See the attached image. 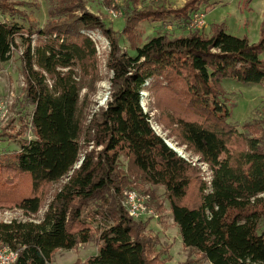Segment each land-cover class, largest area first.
I'll return each mask as SVG.
<instances>
[{"label":"trees","instance_id":"1","mask_svg":"<svg viewBox=\"0 0 264 264\" xmlns=\"http://www.w3.org/2000/svg\"><path fill=\"white\" fill-rule=\"evenodd\" d=\"M51 1L42 28L0 20V62L11 58L21 39L23 102L33 107L34 136L0 154V210L36 214L50 186L67 178L40 221L0 222V244L18 250L13 264H49L58 250L92 242L95 221L104 225L98 251L82 264H165L153 252L158 240L144 235L148 221L136 222L122 206L131 183L117 168L121 156L143 183L164 189L183 248L210 264H264V119L238 131L228 122L231 106L220 85L223 79L264 84V17L257 43L228 34L222 22L211 25L208 36L199 30L158 35L138 47L140 22L187 21L207 0L178 7H166L165 0H103L121 13V34L136 52L131 57L116 32L86 10L85 0ZM1 12L19 15L7 0H0ZM94 32L109 44L111 93L85 128L75 68L96 74ZM143 90L154 95L167 139L207 165L209 182L154 132L140 104Z\"/></svg>","mask_w":264,"mask_h":264},{"label":"rangeland","instance_id":"2","mask_svg":"<svg viewBox=\"0 0 264 264\" xmlns=\"http://www.w3.org/2000/svg\"><path fill=\"white\" fill-rule=\"evenodd\" d=\"M13 4L14 11L19 15H10L8 12L0 13V20L9 21L27 28L29 24L36 28H42L48 22L47 12L52 5L51 0H7ZM125 0H113L112 3L123 4ZM141 4H147L150 0H140ZM157 1V0H155ZM166 7H178L185 0H165ZM181 4V5H182ZM86 10L102 19L107 27H110L118 36L120 49L128 56L134 57L136 52L130 48L129 43L121 34L124 22L121 13L111 10L104 5L103 0H85ZM194 14L202 15L204 25L200 28L192 27V21L165 18L160 22L143 21L135 30L136 45L141 47L149 39L158 35L169 37L186 36L189 31L199 30L208 36L211 25L224 23L227 33L236 37L246 36L251 43H257L263 28L264 0H207L202 2ZM25 17V20L22 19ZM22 17V18H21ZM264 30V28H263ZM96 46L97 69L96 74L88 75L79 68H75L77 79L80 81L82 90L78 104L79 113L82 115L83 125L86 128L91 118L101 113L110 100L112 73L106 68L107 54L109 51L108 41L99 32L90 34ZM33 43L37 37H32ZM19 49L14 50L11 58L6 62H0V101H5L6 111L0 118V154L10 153L20 149L26 141L34 139L30 126L33 107L24 104V80L21 73L20 52L21 39L16 37ZM263 54V53H262ZM261 54V55H262ZM264 61V55L261 58ZM221 87L227 94L231 106L229 123L238 127L240 132H248L242 129L246 123L258 126L264 119V84H243L232 79H223ZM140 104L145 113L150 115V123L154 132L163 139L169 141L180 150L185 159H189L193 166L199 170L201 177L210 181V172L207 165L198 162V158L185 148L167 139V132L158 123V111L155 105L154 95L151 91L143 90ZM92 146L83 147L82 152L89 151ZM99 150V148L97 149ZM82 153V155H83ZM81 159L74 166L78 168ZM118 170L126 176L131 185L124 191L122 206L126 211L127 196L134 192L142 203V216L134 219L136 222L148 225L144 235L158 240L153 252L165 262V264H210L200 259L197 254L185 249L181 243V237L176 225L173 223L169 210V203L162 187H154L145 184L131 171L128 160L121 156L117 163ZM63 178L50 186L45 201L36 214L24 215L17 209L0 210V222L8 223L12 220L35 221L42 219L43 214L52 199L54 193L66 182ZM153 194V198H152ZM104 227L100 222H93L94 238L88 244H79L71 251H62L59 256H54L49 264H74L79 261L82 264L88 257L94 256L98 251V232ZM264 229V222L262 223Z\"/></svg>","mask_w":264,"mask_h":264},{"label":"built area","instance_id":"3","mask_svg":"<svg viewBox=\"0 0 264 264\" xmlns=\"http://www.w3.org/2000/svg\"><path fill=\"white\" fill-rule=\"evenodd\" d=\"M192 15V14H191ZM190 15V25L192 27L200 28L205 23L202 19V15L194 14L192 17ZM6 111L5 101H0V118L4 115ZM126 212L132 219H138L142 216V203L137 195L132 192L127 196L126 199ZM18 257V250H13L6 245L0 244V264H13Z\"/></svg>","mask_w":264,"mask_h":264},{"label":"water","instance_id":"4","mask_svg":"<svg viewBox=\"0 0 264 264\" xmlns=\"http://www.w3.org/2000/svg\"><path fill=\"white\" fill-rule=\"evenodd\" d=\"M153 129V128H152ZM163 139V138H162ZM164 144L171 149L172 151H174L175 153H177L180 157L184 158L180 152L179 149H177L175 146H173V144H171L169 141H167L166 139H163Z\"/></svg>","mask_w":264,"mask_h":264},{"label":"crops","instance_id":"5","mask_svg":"<svg viewBox=\"0 0 264 264\" xmlns=\"http://www.w3.org/2000/svg\"><path fill=\"white\" fill-rule=\"evenodd\" d=\"M182 3H180L179 5H181ZM262 55H264V53L262 54ZM262 55H260V58H262ZM238 128V127H237ZM64 252L65 250H58L54 255H53V257L52 258H54V256H59L61 253L60 252ZM69 251H71V250H69ZM97 254V253H96ZM95 254V255H96ZM53 259H51V261H52Z\"/></svg>","mask_w":264,"mask_h":264}]
</instances>
